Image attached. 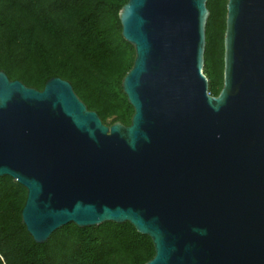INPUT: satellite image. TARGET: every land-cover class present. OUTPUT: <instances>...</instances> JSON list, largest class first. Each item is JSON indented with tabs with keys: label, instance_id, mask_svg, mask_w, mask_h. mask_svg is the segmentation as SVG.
Segmentation results:
<instances>
[{
	"label": "water",
	"instance_id": "95a60500",
	"mask_svg": "<svg viewBox=\"0 0 264 264\" xmlns=\"http://www.w3.org/2000/svg\"><path fill=\"white\" fill-rule=\"evenodd\" d=\"M208 0H128L134 114L107 125L67 80L0 71V177L27 190L39 243L74 223H130L146 264H264V0H228L224 82L204 74Z\"/></svg>",
	"mask_w": 264,
	"mask_h": 264
},
{
	"label": "trees",
	"instance_id": "16d2710c",
	"mask_svg": "<svg viewBox=\"0 0 264 264\" xmlns=\"http://www.w3.org/2000/svg\"><path fill=\"white\" fill-rule=\"evenodd\" d=\"M228 0H208L204 74L210 94L224 82ZM128 0H0V71L43 90L54 77L67 80L103 122L130 125L134 108L122 81L135 49L122 36L119 14ZM27 190L0 177V264H146L152 239L130 223H74L37 243L22 220Z\"/></svg>",
	"mask_w": 264,
	"mask_h": 264
}]
</instances>
